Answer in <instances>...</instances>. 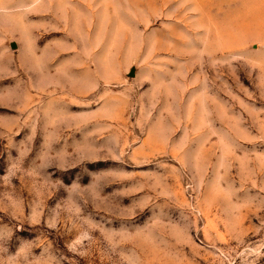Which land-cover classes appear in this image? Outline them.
Wrapping results in <instances>:
<instances>
[{
  "label": "rangeland",
  "instance_id": "374dc122",
  "mask_svg": "<svg viewBox=\"0 0 264 264\" xmlns=\"http://www.w3.org/2000/svg\"><path fill=\"white\" fill-rule=\"evenodd\" d=\"M0 264H264V0H0Z\"/></svg>",
  "mask_w": 264,
  "mask_h": 264
},
{
  "label": "water",
  "instance_id": "95a60500",
  "mask_svg": "<svg viewBox=\"0 0 264 264\" xmlns=\"http://www.w3.org/2000/svg\"><path fill=\"white\" fill-rule=\"evenodd\" d=\"M135 75V68L132 69L131 73H130V76H134Z\"/></svg>",
  "mask_w": 264,
  "mask_h": 264
}]
</instances>
